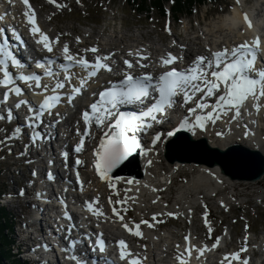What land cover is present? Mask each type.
I'll use <instances>...</instances> for the list:
<instances>
[{"label": "rangeland", "instance_id": "374dc122", "mask_svg": "<svg viewBox=\"0 0 264 264\" xmlns=\"http://www.w3.org/2000/svg\"><path fill=\"white\" fill-rule=\"evenodd\" d=\"M237 1L242 3L244 8L248 9L251 5H254V2L261 3L262 0ZM233 2L236 3V0H221L214 5L205 3L204 5L195 7L191 16H183L180 21L175 22L172 20L170 13L163 17L159 13L155 11L151 12L150 10V19L145 18L146 12L142 13V15H137L131 8L127 7L124 0H30L31 7L38 14L43 29L45 28V30L53 33L51 36H53L56 43L69 41L71 42L70 45L73 47L77 46V50L82 53L85 51L84 47L92 45L93 42L95 43L93 45H97L102 52L110 46L111 49L114 48L117 52L113 50L112 55L117 54L119 60L125 58L129 52V48L137 42L138 44L150 43L151 46L153 44L154 48L159 50L167 47L168 50L166 52L175 51L173 49L180 43L190 44L189 47L192 48V51L198 49L200 46L203 47L204 45L201 43L203 37L199 32L206 30V27L208 29L211 28L212 31L216 29L215 25H217V22L231 14L233 7L236 5ZM27 3L29 2L27 1ZM170 5L168 2L166 3L167 9H169ZM232 5L233 7L231 8ZM254 12H257V10ZM11 17L15 21H19L15 14L12 13ZM85 31L93 32V37L91 38L87 35L88 33L85 34ZM77 38H79V42ZM193 39H196V46L191 44ZM263 104L264 101L257 105L258 110L257 108L254 110L256 112L259 111V115L264 112ZM220 126L223 127V124ZM7 133L8 131L5 129L0 130V186L4 184L5 194L9 196L15 195L12 202L5 208V211L14 218L12 221L15 225L20 221L19 217L23 211L21 206L26 199H21L19 198L20 196H17V192H20L22 189L20 188L19 190L15 187L11 183V180L21 183L24 180L23 177L29 176L30 167L23 165L20 171H18V167L15 169L12 166L9 167L10 163L14 161L13 153L25 151V149L22 150L16 146L14 147L6 135H9L11 139L13 136ZM161 135L166 136V134L162 133ZM259 136L260 140L264 143V133L262 131H259ZM163 144H166L165 140ZM92 154L94 155V153ZM176 155L179 156V154ZM155 162V168L153 167L151 171H154V173L159 171V174L161 172L166 174L169 167H165L164 164L170 163L165 158V152L163 157L157 155ZM190 165L195 166L196 164L185 165L172 176L169 184L167 183L164 187L157 190L159 195L154 196L153 199L155 200L151 201L144 195V198H142L143 202L129 194L126 183H122L119 186L120 188H113L109 182H104L98 173L96 177L92 179L88 178L93 175V165H89L88 167L85 165L82 173L89 181L86 182V190L77 191V194L89 202L96 201L101 207L106 208L105 210L108 215L106 214L102 225L119 226V229L116 230L117 233L119 232V237L121 239L132 238L130 242L131 248L140 257L148 255L146 253H148L149 247L153 244L148 239L149 232H146L147 230H151L154 237H160L165 243L161 244L160 247H153L151 251L155 255L168 246L167 243L176 242V245H180L184 242L182 239L190 236L191 232H195L197 244L204 245L205 248L213 247V245L221 248V251L215 250L208 256L210 260L212 259L211 264H220L219 260L224 258L225 253L232 255L233 252L239 254L238 258L234 259L235 264H239L242 258L249 257V253L252 252L251 248L255 247L252 244H256L259 248H264L261 247L264 245V200H259L262 194L261 188L264 191V181L260 184L248 181H236L230 180L223 175L228 180L225 181L221 192L215 193L209 201L203 197L202 193L195 194L190 192L185 195V200L188 202L197 200L198 196L201 200L205 201L206 206L200 203L196 205V208L190 209V211L181 210L179 213H169L178 208L177 204L179 208L182 206L179 203L181 192L184 189L182 187L186 188L193 176L192 171L187 167ZM122 166H117L112 172L107 174L113 177L114 175H120L119 173L122 171H125L126 175L134 173V170H129V166ZM10 171L13 173L18 172V174L12 178ZM257 192H259V196ZM218 200H223L224 202L221 203ZM113 210L121 216L119 222L115 224L109 222L110 220L117 219V215ZM154 212L157 213L155 219L149 217V214ZM28 213H30L29 210H27L26 214ZM125 225H127V228ZM12 229L14 232L11 238L17 242V228L15 227L14 229L12 227ZM136 231H139L141 235H135ZM7 235L9 234L7 233ZM221 241H224L225 246H220ZM13 245V243L10 245V250L12 254H15L12 249ZM222 251L225 252L222 253ZM251 254L249 261L252 262L254 260L253 262L256 263L255 261L260 258L258 259V256H255L253 252ZM177 256H181V254L176 250H171V258L175 259ZM15 258L21 262L26 256ZM157 259L159 260L158 257ZM224 261L225 259L222 260V262ZM5 263L7 264L5 261L2 264ZM257 263L261 264L260 262Z\"/></svg>", "mask_w": 264, "mask_h": 264}, {"label": "snow or ice", "instance_id": "6c2138e0", "mask_svg": "<svg viewBox=\"0 0 264 264\" xmlns=\"http://www.w3.org/2000/svg\"><path fill=\"white\" fill-rule=\"evenodd\" d=\"M24 3L27 4V0H24ZM25 15L28 14L25 13ZM0 19H3V16H0ZM29 23H32V21L29 20ZM6 31V29L0 28V74H2L0 87L7 89L3 92V101L6 103L9 100L10 94L17 97L21 96L22 88L15 86L17 79L28 83L29 86H31V82H34L35 88L41 89V94L48 92L49 85L41 83L40 75L21 74L16 77L10 71V66L11 68L20 69L23 65L13 52L9 50L11 45L8 39L4 38ZM31 31L38 32L39 29L33 26ZM11 33L17 41L21 39L15 29H12ZM41 36L42 40H38V44L48 39L42 33ZM77 41L79 42V38H77ZM258 43L257 41V45ZM44 47L47 51H52V48L47 43H44ZM63 51L65 63L61 64L60 68L65 72L64 81L56 79L51 88L53 94L44 95L43 101L39 103L38 108H28L30 115L26 117V124L29 128L34 129L42 123L41 117L43 114L45 112L50 114L51 110L61 101L59 90L64 89L65 81L71 78V74L68 73L69 66H80L86 71L87 78L89 79L95 77L101 69L112 71L111 67L104 62L109 58L107 56H97L95 61L91 62L82 57L79 59L73 57L69 54L67 44L64 45ZM85 51L96 52L97 49L91 48ZM255 51V48H249L245 45L234 46L231 50L224 49L212 53V59L197 57L194 64L187 69L177 70L174 67L167 69L159 74L158 77H153L151 73L134 76L132 71L135 67L134 64L128 60H124L123 63L126 66V70L122 72L123 78L116 82L109 81V86L100 91L98 99L89 106L91 112L85 111L82 113L85 124V136L90 135L88 126L91 123H94L97 128L107 129L103 132L99 140L98 149L94 152L97 173L103 179L105 174L112 172L114 168L123 163L132 153L141 149V144L138 143L136 136L130 134L136 133L138 129L146 130L152 127V123H148L149 120L154 123H160L159 117L164 116L167 109H172L177 104L176 98L179 96L183 97V101L180 104L183 107L193 99L196 93H201L200 98L194 101L195 107L188 108V112L195 115V123L191 126L192 128L199 127L203 129L205 121L211 120L214 123L221 115H227L230 109L235 110V115L232 117L235 119L240 114V108L245 100L250 95L255 98L258 88L260 94L264 95V68H256ZM137 54L139 55V59L136 61V65L140 68L148 67V65L140 63V60L147 59V57L142 55V50H138ZM129 55H132L131 50L129 51ZM175 60L176 58L169 53L167 59L162 58L161 65L162 67H166L173 64ZM54 64L55 61H50L47 66L37 63V67L44 69L45 76L55 77L59 73L52 71V65ZM80 83L81 86H73L71 93L68 95L67 101L69 104H71L76 95L81 93L85 81L81 80ZM213 96L216 98L215 104L209 105L204 102L205 97ZM145 100H151V103L145 110L139 113L135 111H120V107L123 105L144 104ZM27 103L26 100L20 99L15 104V107L19 109ZM207 108H211V111H208L206 114H196L197 109L203 113ZM11 117L12 112L9 110V121ZM188 124V119L184 118L176 131L180 129L187 130ZM15 131L20 132L21 129L17 128ZM166 135L172 137L174 131H168ZM217 135H220V133H217ZM31 138L35 142L42 138V134L40 132H33ZM160 139V134H156L152 144L155 145ZM83 143L82 137L80 143L75 146V152H81ZM65 155L67 154L65 153ZM76 163L79 164L80 161L77 160ZM32 174L35 177V171ZM48 179H52L51 174H48ZM23 194L24 192L21 190L19 195L22 196ZM36 195L39 197L40 193ZM89 209L91 210V205H89ZM64 218L70 219V216L65 213ZM125 227L127 228V225ZM134 234L141 235L139 231H136ZM100 235L102 234L97 236L95 244L89 245L93 251L98 249L100 252H103L104 250V243L99 238ZM187 239L188 237H185V240ZM89 240H91V237H89ZM118 246L124 249L126 245L124 241H119ZM120 256L123 259L125 253L121 251ZM69 258L78 260L74 254ZM235 258H238V254H235ZM78 264H86V262L78 260Z\"/></svg>", "mask_w": 264, "mask_h": 264}, {"label": "bare ground", "instance_id": "6f19581e", "mask_svg": "<svg viewBox=\"0 0 264 264\" xmlns=\"http://www.w3.org/2000/svg\"><path fill=\"white\" fill-rule=\"evenodd\" d=\"M27 1L30 4V0H27ZM8 3H9V0H7V2L5 1L4 5H7ZM22 3L24 4V6ZM234 3L235 2H233V4ZM235 4L236 5L234 7L232 5L233 10L231 11V14H229L228 16H226L222 20L220 19V21L217 22V25H215L216 29H214L212 31L211 28L208 29L206 27V30L200 32L202 37H205L206 41L208 42L207 45H205L206 47L200 46V47H198V49H194L192 51L191 50L192 48L189 47L190 44L180 43V44H177V47L173 50L181 51V54L184 55L191 62H194V60L196 59V56H203V57L209 56L210 59H212V55H211L212 52L211 51H213V50L233 49L234 46L249 44L248 39L250 37V35H249L250 33L255 34V38L259 39L258 42H260L262 44V48L264 49V8H262V6L264 4L261 6L260 4L257 3L255 6V9L252 11H250L247 8H243L242 4L237 0H236ZM11 6H12V9L16 10V11H19V10L22 11V9H23L22 7L26 8L24 0H12ZM28 8H30L33 11L31 4H30V6L28 5ZM241 10H243V12H241ZM256 10H257V12H254ZM13 14H15V13H13ZM19 16H20V14H19ZM245 17H246V19H245ZM20 20H21V26H26L25 23L22 22L21 18H20ZM12 22H9V24H12ZM40 29L42 30V34H47V35H49L50 38L53 37V36H51V35H53V33L49 30H45V28L43 30L41 28V25H40ZM259 30L262 31L261 36H256V33ZM84 33L85 34L88 33L87 35H89L91 38L94 35L93 32L85 31ZM38 37L39 36H36L35 39L40 40L41 38L40 37L38 38ZM195 40L196 39H193L191 44L196 46ZM45 43H47V42H45ZM72 43H73V41H72ZM47 44H49V43H47ZM55 44L58 48L62 47L64 49V45L67 44L69 50H76L77 49V46L73 47L72 45H70L71 42H69V41H64V43H56V41H54V39H52V45H55ZM93 44H95V43L93 42L92 45L85 46L84 49L86 50V49H90L93 47L95 48V45H93ZM135 44L145 47L146 50H148L150 53V56L147 59H145L144 62L142 63V64H146L149 66L148 72L151 71L150 65L152 63H150V60H152L156 56H158L159 53H161V54H169L170 53L171 55L174 53V51L166 52L168 50L167 47H165L164 49H160V50L155 49L154 45L152 43L151 44L153 47L150 45V43L138 44V42H137ZM104 50H107V49H104ZM104 50H103V52H104ZM113 50H114V48H112L109 51H112V53L114 51L116 52V50H114V51ZM83 54H87V53L83 52ZM144 56H145V54H144ZM112 59L115 62H119V58L117 57V54L113 55ZM123 59H126V58H123ZM113 60L111 61L112 63H114ZM122 60H121V62H122ZM107 61H110V60H107ZM119 64H121V63L119 62ZM79 75L83 79H86V75L84 73L80 72ZM22 84H25V83L22 82ZM98 84L99 83H97V82L92 83L91 86L92 87L93 86L98 87ZM11 95H13V94H11ZM215 100H216V98H215ZM262 101H264V95L260 94V90L258 88L255 98L250 95L245 100L244 104L241 106V109L245 110V112H247V109H249V107L251 108V115H249V118L251 119V121L249 123H251L253 120H256V118L259 116V111L256 112L254 110L257 108V105L259 103L260 104L262 103ZM180 104H181V102H180ZM213 104H215V101L213 102ZM245 104H246V106H245ZM177 107H178V113H183L184 117L178 118L177 116H170V119H171V122L173 125L170 127L168 126L167 128L165 127V129H163V130H160V132L162 134H166L168 131H172L175 128L178 129L180 127V122L184 118H187L188 122H189L187 130L186 129H180V130H182V131L185 130L186 134L189 135L191 137V139L199 140V141L205 139V142L210 147L220 149V150L221 149L223 150V149L230 147L232 145H240L243 148H246V149H249L252 151H257L264 158V143H263V141L260 140V138L256 135L255 132H251L248 127H242L239 125V123H238L239 122V115L236 116L235 119L232 118L235 115L234 109H230L227 113L228 115H221L220 118L215 120L214 123L211 120L205 121L204 128L200 129L199 127H196V128L191 127L195 123V115L187 116V113H185V107L184 106L181 107L180 105H178ZM12 108H13V105H10L9 101H7L4 104V107L1 106V109H3V110H12ZM208 111H211V108ZM208 111H204L203 113L199 112L196 114H206ZM263 111H264V109H263ZM12 113H15V112L12 111ZM244 118H246L245 115H244ZM74 119H75V116L73 115L72 116L73 122H74ZM169 121L170 120H168V122ZM218 123H219V125H218ZM221 124H223V127L220 126ZM153 126L155 127L156 125H153ZM22 128H23V126L21 127V130H22ZM239 130H241V132H239ZM71 132L69 131V136L67 137V140L72 139L71 138L72 137ZM217 133H220V135H217ZM102 134H103V131H95L93 136L90 139V141L95 142L94 146L93 147L89 146V148L87 150L83 151L80 154V156L78 157V159L79 158L81 159L82 165L77 167L78 171H79L78 173L80 174V177H78V178L76 177V178L82 180V182L84 183V186L81 188L83 191L86 190V182L89 181L88 178L92 179V178L96 177V175H97V170L95 168L96 157L92 153H94L95 150L98 149L97 143L100 140ZM153 137H155V135L152 136V138L149 142L148 141L142 142L143 148L140 149V153L138 155V166H139L140 173H141L140 178H137L136 177L137 175L134 173L130 174V175L121 174V175H118L116 178H109L105 175L103 178V181L109 182L113 188H120L119 186L122 185V183H126V185H127L126 188L129 191V194H131L134 198L141 200L142 202H143L142 198H144V195L146 197H148V199H150L151 201L155 200V199H153L154 196L159 195L157 193V190L164 187L167 183L169 184L171 179H172V176L174 174H176L178 171H180V169L183 168L185 165H189V164H182V163L177 162V161L172 163V164L165 163L164 166L169 167V170L166 172V174H164L162 172L159 174V171H157L155 173H154V171H151L153 169V167L155 168L156 156L161 155L163 157V154L165 152V146L168 143V139L171 138V137L165 138L164 136L161 135V139L159 141H157V143L155 145H153L151 143V141H153V139H154ZM80 140L81 139H76V141L74 142V148L77 144L80 143ZM164 140H165L166 144H163ZM13 146L15 147L16 145H13ZM52 150H54L56 152H61L60 147L55 146V145H53ZM26 151H28V150H26ZM36 153L39 154L38 152H36ZM41 153H43V152H41ZM29 155H33V152H29L28 156ZM84 156L86 157V159ZM37 157H40V156L37 155ZM129 157L132 158L133 155H130ZM88 161H89V165H93L92 166V168H93L92 174L93 175L87 178L82 173V170L85 167V165H87V167L89 166ZM130 164H128L129 170H134ZM120 165H122V164H120ZM122 167H126V165H123ZM187 167L189 170L192 171L193 176H192L191 182L188 183L186 188L182 187L184 189L181 192V198L179 200V203L182 206L179 208V206L177 204L176 206L178 208H175L172 212L168 211L169 213H179L181 210L182 211L183 210L184 211H190V209L196 208V205H199L200 203L205 204V206H206L205 201L201 200V198H199L198 196H197V200H191L188 202L185 200V195L190 193V192L195 193V194H201L202 193L204 195L203 197L209 201V199L213 198L215 193L221 192V188L224 186L225 181L228 180L226 177H224L223 175L220 174L219 168L217 165H215L214 167H207L205 165H201V166H197V165L191 166L190 165ZM57 169L60 170L61 166L59 165L57 167ZM155 170H157V169H155ZM40 171H43V164L40 165ZM64 173H67V175L69 177L74 174L73 170H71V169H67ZM40 174H41V172H38L37 175H40ZM263 181H264V175L262 176V178L260 180H258L257 182H253V183L260 184ZM161 182H164V184L162 185ZM73 184H74V182H73ZM70 186L71 185H70L69 181H64V180H62V178L59 179L58 189L60 191L63 188H65V187L68 188ZM73 188H74V186H73ZM260 191H262V194H261V197H259V200L262 201V200H264V196H263L264 191L262 190V188ZM104 193H105V191H104ZM257 195L259 196V192H257ZM84 197H86V196H84ZM77 199H78L79 203H81L83 205V207L86 205V203L83 201V199L81 197L77 196ZM141 201H139V203L142 204ZM218 201H220L221 203L224 202L223 200H218ZM138 205H140V204H138ZM102 209H103L102 210L103 218H105L106 214L108 215V213L105 210L106 208L102 207ZM114 213L117 215V219L110 220L109 222L115 224V223L119 222V220L121 219V216H120V214H117L116 211H114ZM156 214L157 213H155V212L151 213V214H149V217H151V218L155 217L156 218ZM57 215L59 216V212L57 213ZM72 216H73L72 220L75 224H77V226H83L82 224L79 223V221L81 220L80 216H78L77 214H74V213H72ZM103 218H101L99 216L97 218V223L101 226H102L101 221L103 220ZM146 218H147V216H146ZM155 218H153V219H155ZM11 219H14V218L11 217ZM74 227H76V226H71L70 228L74 229ZM103 229H104V234L106 236V239L111 240L113 243H117L119 241H124L128 244L129 242L132 241V238L121 239L119 237L120 236L118 234L119 232L118 233L116 232V230L119 229V226L114 227V226L109 224L108 226L105 225L103 227ZM36 232L41 236L42 240L45 243H49L50 237L48 235H45L44 231L42 229L36 228ZM146 232H149L148 233V239H150V242H152L153 244L151 247H149L150 249L148 250V253H146L148 255L142 256V257H147V258H141V264H200V261H202L201 257L206 256V255L210 256V254H212L216 250V247H217V245L215 247H210V248H208V247L205 248L202 245H197L195 247V245L192 242V239L195 238V236H194L195 232H191L190 237L187 239V242L185 244L176 245V242L169 243V244L167 243L168 246L164 247V249H162V250H161V248H159V250H161V252L159 254L155 255V253H153L151 251L153 249V247H155V246L160 247L161 244H165V243L163 242V240L160 237H154V235L151 233V230H147ZM221 245H224L223 241L220 242V246ZM252 245H255L254 248H251L253 254L255 256L257 255L258 259L259 258L260 259L255 261L256 263L253 262L254 260H252V262H250V261L247 262V260H246L245 264H258L257 262L264 264V248H259L256 244H252ZM76 247H79V245H77ZM261 247H263V246H261ZM128 250H129L128 252L130 253V255H132L131 257H133V256L138 257L139 256L137 254V252H135L133 250V248L128 249ZM171 250L172 251L176 250L178 253L181 254V256H177L175 259H172L171 258ZM157 252H158V249H157ZM252 252H250L249 254L252 255L251 254ZM47 253L48 254L46 256L50 257L49 256L50 251H47ZM160 255H161V259L159 258ZM250 255H248L249 260L251 259ZM155 257H156V260H155ZM157 257L159 258L160 261L157 259ZM221 257H223V256H221ZM227 260L230 261V258H227ZM210 261H212V259ZM229 264H231V263H229Z\"/></svg>", "mask_w": 264, "mask_h": 264}, {"label": "water", "instance_id": "95a60500", "mask_svg": "<svg viewBox=\"0 0 264 264\" xmlns=\"http://www.w3.org/2000/svg\"><path fill=\"white\" fill-rule=\"evenodd\" d=\"M132 155V158L128 157L121 164L128 166L131 163L134 174L137 175L135 176L140 178L139 152L136 151ZM165 158L170 164L177 161L182 164L205 165L207 167L217 165L220 173L230 180L257 182L264 175V158L257 151L243 148L240 145H232L220 150L210 147L205 139L194 141L189 135L182 133L168 141L165 146ZM119 174L127 173L122 171ZM117 176L114 175L112 178Z\"/></svg>", "mask_w": 264, "mask_h": 264}, {"label": "trees", "instance_id": "16d2710c", "mask_svg": "<svg viewBox=\"0 0 264 264\" xmlns=\"http://www.w3.org/2000/svg\"><path fill=\"white\" fill-rule=\"evenodd\" d=\"M220 1L221 0H124V3L137 15H142V13L146 12L145 18L150 19L149 13L151 10V12L155 11L163 17L170 13L172 19L178 22L183 16H191L194 8L197 6L204 5L205 3L214 5ZM167 2L171 4L169 9L166 7ZM2 189L3 187L0 186V193H2ZM11 217L12 216L7 213L4 208H0V264L4 261L7 262V264H20L10 250V245L13 243L11 235L13 234L12 227L14 225ZM7 233H9V235H7Z\"/></svg>", "mask_w": 264, "mask_h": 264}]
</instances>
